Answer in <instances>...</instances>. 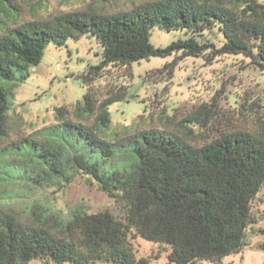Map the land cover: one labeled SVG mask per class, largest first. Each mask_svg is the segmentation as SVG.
Instances as JSON below:
<instances>
[{"label":"trees","instance_id":"trees-1","mask_svg":"<svg viewBox=\"0 0 264 264\" xmlns=\"http://www.w3.org/2000/svg\"><path fill=\"white\" fill-rule=\"evenodd\" d=\"M21 1L28 10L36 3ZM24 3L0 0V183L20 178L31 163L47 181L57 180L59 190L76 180L95 185L124 217L75 209L63 220L37 205L22 213L0 203V264H150L136 258L131 243L136 236L164 246L168 264H220L239 253L252 226L264 217L261 107L248 99L239 105L238 119L252 114L250 125L243 126L217 104H201L176 123L175 131L142 129V115L132 130H117L109 140V107L128 93L109 88L100 100L95 84L107 68L132 76V64L149 58L173 57L145 79L172 73L185 58L241 56L243 69L264 73V3L145 0L112 15L90 3L43 18L37 2L33 19L24 18ZM155 28L183 37L155 47L150 41ZM85 36L93 37L102 52L98 63L79 76L86 88L82 102L71 110L57 108L56 124L45 138L6 143L10 105L3 82L26 80L49 44L61 47ZM163 117L173 124L175 116ZM92 157L129 163L102 171ZM258 232L264 236V229ZM259 248L264 252V242Z\"/></svg>","mask_w":264,"mask_h":264},{"label":"rangeland","instance_id":"rangeland-1","mask_svg":"<svg viewBox=\"0 0 264 264\" xmlns=\"http://www.w3.org/2000/svg\"><path fill=\"white\" fill-rule=\"evenodd\" d=\"M145 0H36L41 3L40 17H48L61 12L84 8L90 3L107 15L120 10H127ZM264 3V0H256ZM21 3H24L20 0ZM36 3L30 10L24 7V18L33 19ZM180 32H165L157 28L151 30L150 41L155 47H164L179 38ZM218 38L221 40V36ZM220 45V44H219ZM102 52L101 46L93 37L68 40L61 47L49 44L41 63L28 70V78L22 82H3L7 90L10 105V138L6 143L16 142L26 136L43 139L49 134V128L56 124L55 110L68 107L70 110L81 103L86 88L79 76L88 66L96 65ZM173 57L149 58L134 63L130 72L117 68H107L102 78L95 84L101 100L109 88L123 90L127 98L109 107L112 120L111 129L105 132L111 140L115 131L132 130L134 124L143 115L141 128L166 129L175 131L176 123L201 104L218 105L221 113L232 122L243 126L251 123L250 113L244 119L237 116L239 105L248 99L255 101L264 114V73L258 69L244 68L239 60L241 56H226L208 60L205 58H185L178 61L172 73L145 79L146 75L161 69ZM17 76H20L17 73ZM16 84V85H15ZM247 103V102H246ZM216 112V107L212 109ZM163 115L175 116L173 124H166ZM238 120V121H237ZM120 155V153L118 152ZM86 157L87 154H85ZM99 162L102 171L124 167L129 161L121 157L102 162L99 157H92ZM40 160L34 159V162ZM34 164V163H33ZM21 170L22 176L0 183V203L17 211L26 213L35 205L66 220L75 209L88 213L108 210L118 220L124 213L107 196L100 193L96 186H88L76 180L64 190H59V183L49 182L40 167ZM1 169V168H0ZM3 169V168H2ZM43 177V178H41ZM260 194L264 198V187ZM264 213V206L261 208ZM264 216V214H263ZM254 232H248L246 244L237 254L226 256L220 264H264V252L259 248L264 236L259 229H264V217ZM137 259H149L150 264H168L166 248L139 237L131 239ZM29 264H43L32 261ZM96 264H108L98 262ZM196 264H210L200 261Z\"/></svg>","mask_w":264,"mask_h":264}]
</instances>
